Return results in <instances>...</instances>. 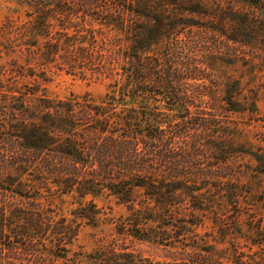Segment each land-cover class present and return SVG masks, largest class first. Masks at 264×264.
Wrapping results in <instances>:
<instances>
[{"label":"trees","instance_id":"obj_1","mask_svg":"<svg viewBox=\"0 0 264 264\" xmlns=\"http://www.w3.org/2000/svg\"><path fill=\"white\" fill-rule=\"evenodd\" d=\"M257 1L240 11L239 0H217L211 12L208 0H17L35 17L0 48V264L263 263L234 243L232 255L215 252L196 233L209 219L256 235L250 250L264 244V212L250 211L242 180L245 166L264 175V150L234 116L260 120ZM195 16L213 23L187 20ZM217 60L243 61L255 82L249 93L241 78L216 72ZM57 72L107 91L53 97L46 85ZM42 187L79 199L115 195L127 213L91 233L88 249L78 243L83 226L97 227L106 212L91 199L75 218H59L37 201ZM180 239L191 250L164 261L130 247Z\"/></svg>","mask_w":264,"mask_h":264},{"label":"rangeland","instance_id":"obj_2","mask_svg":"<svg viewBox=\"0 0 264 264\" xmlns=\"http://www.w3.org/2000/svg\"><path fill=\"white\" fill-rule=\"evenodd\" d=\"M239 1L240 3L236 4L240 8V11H243L250 9V4L248 1L254 0ZM262 2H264V0H262ZM216 3L217 0H208V7L205 8L211 12H215ZM31 11H33V9H30L28 6H22L18 4L17 0H0V48H3V43L9 42L8 39L14 40L16 37H20L21 34L19 33L18 28L24 23L33 20L35 17L34 15L30 16L28 14L31 13ZM187 20L193 21L198 25L205 23L207 24V22L213 23L212 19H201L198 16L188 17ZM216 22L220 24L221 21L216 19L215 23ZM225 22L233 23L230 21V19H227ZM27 26H31V23H28ZM93 26L94 28H98L101 26V24L99 22H94ZM104 28L107 29L106 27ZM191 28L195 29L194 26ZM116 33V31L113 32V34ZM18 42L19 41H16L15 43ZM151 54L152 52L149 53V55ZM214 68L219 74L227 73L233 77L241 78V81L245 86V93H249L248 89L255 84L253 76L248 74V67L244 65L243 61L238 60L233 64H227L217 60L214 63ZM260 74L262 76V81H264V73L262 72ZM46 90L51 96L59 98H66L72 94H83L87 91L91 92L96 97H100L105 95L107 87L105 82H90L88 79H81L78 76L67 74L66 72H57L52 74V80L47 83ZM260 93L261 95L258 102L260 113L257 115V117H260L258 118L260 120H256L257 118L250 120V117L242 114L234 116L236 120L241 122V126H243L246 131H249V137L252 139L251 143L254 145L253 148L255 149L262 147L264 150V120H262L264 119V92L261 91ZM125 97L127 100V95ZM159 99L160 100L157 102V104H160L162 110H166L164 106L165 102L162 96H159ZM240 159L243 160L245 164H250L249 157ZM242 180L250 189L249 203H252L250 205L251 208H249L251 209L250 211L262 215L264 212V203L258 202L257 197L264 190V175H253L252 170L245 166L244 173L242 174ZM185 196L186 194H183V197ZM91 199H93L94 203H96L99 208H102L106 214L101 216V220L99 221L97 227L88 225L83 226L78 243L81 245H86L88 249H91L94 245V239L92 236H90V234L100 230L110 231L114 227L112 219H117L121 215H125L127 213L126 205L119 203L117 196L108 195L107 193L95 197L88 195L85 198L79 199L75 193L61 194L57 193L55 188H52V190L49 191L46 187H42L40 189V194L37 196V201L46 207H51L54 210L53 214L55 216L59 218L66 217L67 219L75 218L76 214L74 211L80 209L81 206L87 204ZM80 202H82V205ZM237 229L238 228L235 229L233 227L219 228L218 226H215L211 220L206 219L203 226L196 228V233L199 234V237L204 239V241H201V243L208 241L209 243L214 244L215 252L223 255V253L227 251L229 255H232L234 253V247H232L234 243L235 245H240L242 251L256 253L255 257L257 259L262 257L263 263L261 264H264V244L261 246L260 244H253V248L250 250L245 245L251 246V243L254 242L253 239H256V235L249 236V239H252V242L249 239L247 240L245 237H241L240 233L237 232ZM241 229L243 235L247 233V227L245 224L241 225ZM184 244V240L180 239L173 245L132 242L130 243V247L145 257L151 256V258L155 259V261H164L165 259H168L170 255L183 253L185 249L191 250L187 246L185 247ZM77 249L78 246L75 245L74 250ZM247 258L248 257H245V259Z\"/></svg>","mask_w":264,"mask_h":264}]
</instances>
